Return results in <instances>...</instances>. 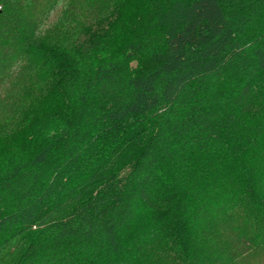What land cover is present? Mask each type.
<instances>
[{"label":"trees","instance_id":"1","mask_svg":"<svg viewBox=\"0 0 264 264\" xmlns=\"http://www.w3.org/2000/svg\"><path fill=\"white\" fill-rule=\"evenodd\" d=\"M12 128L0 264H264V0H0Z\"/></svg>","mask_w":264,"mask_h":264},{"label":"rangeland","instance_id":"2","mask_svg":"<svg viewBox=\"0 0 264 264\" xmlns=\"http://www.w3.org/2000/svg\"><path fill=\"white\" fill-rule=\"evenodd\" d=\"M132 7L135 9L136 12L141 13V19L146 16V13L149 8L150 0H130ZM122 40H126L124 36L121 37ZM54 100V99H53ZM56 102H60L59 100H54ZM25 132L24 130L12 128L9 130L8 134L5 136H0V150L9 149L14 147L16 144H19V140L15 139L17 134H21ZM1 154V152H0Z\"/></svg>","mask_w":264,"mask_h":264}]
</instances>
